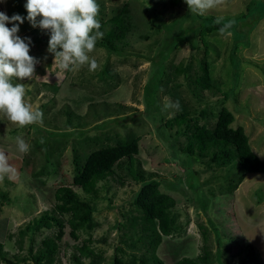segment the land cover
I'll return each instance as SVG.
<instances>
[{
    "label": "rangeland",
    "instance_id": "374dc122",
    "mask_svg": "<svg viewBox=\"0 0 264 264\" xmlns=\"http://www.w3.org/2000/svg\"><path fill=\"white\" fill-rule=\"evenodd\" d=\"M25 2L26 0H0V11L8 16L17 13L26 17L27 12L23 6ZM97 2L99 18L103 20L118 12L128 2L131 13L134 16L136 14L134 20L140 26L128 40L124 47L126 53L121 56L109 54L100 43L101 39L98 40L90 55L100 67L93 72L82 67L67 71L68 76H65V72H60L52 64L53 56L47 52V44L33 41L36 36L49 39V34L38 27L33 28L26 19L19 25L18 35L31 38L29 54L40 61L35 69L39 77L15 81L25 86V102L33 109H41V106L46 105L44 109L48 107L47 110L51 113H69L72 110L73 114L80 116L79 120L75 118L72 121L73 124L78 123L79 129H83L84 133L81 136L73 134L67 137H49L47 130H54L55 134L72 132L75 128L65 123L64 113L55 118L56 125L48 124L53 118L44 116L41 123L23 128L0 115V147L11 148L16 136L23 137L32 145L31 151L24 156L9 152L11 163L18 170V177L13 181L14 185H7L5 188L10 196L18 198L15 202L19 207L14 206V203H4L0 208V240L5 242L7 256H27L30 244L36 250L40 241L43 243L45 235L34 234L31 242L30 234L21 237L19 231L26 227L31 217H37L43 210L51 208L52 194L56 187L71 183L75 166L73 156L88 153L94 148L91 138L107 131L114 137L124 136L128 132L135 133L139 137L135 170L145 179L157 180L160 191L175 199L174 207L168 210L171 231L168 236L162 237L156 249V255L165 264H175L182 257H197L201 264H241V259L249 251L248 247L260 263L264 264V174L247 173L233 195L225 191L221 193L218 186H226L227 180L223 177L228 175L227 171L224 168L207 169L204 161L202 164L190 162L182 151L186 137L176 133L177 127L165 124L177 111L164 109L166 102H175L178 100L177 95H180L184 102L187 101L185 106L190 112L195 111L194 114L198 116V111H203L199 123L204 122L211 128L217 110L225 106L234 115L232 126L241 125L244 128L250 147L264 159V0H226L223 6L209 13L224 17L222 23L233 21L229 32L225 35L212 33L207 37L206 50H203L202 45L200 50H191L185 43L171 54L172 61L167 59V64L181 62L195 68L206 51L210 76L218 83L219 91H193L195 88L188 77L193 75L191 69L186 75L179 73L175 77V82L180 83L181 88L178 89L179 94L173 93L174 97L168 94L158 95L165 83L164 74L155 69L159 57L153 55V52L156 53L154 40L160 38V34L154 33L155 29L143 27L141 23L153 16L154 12L166 19L181 14L187 7L185 2L182 0L180 6L173 7L170 4H157L150 8L151 13L148 15L141 11L144 7L143 0ZM170 13L173 15L170 16ZM179 21L182 24L180 32L185 28L194 33L197 29L194 28L196 23L190 22L187 16ZM6 26L11 27V24ZM145 34L150 35V40L140 38ZM106 65L111 71L109 75L103 73ZM148 81L150 84L144 96V86ZM115 84L117 85L114 86ZM114 118L117 122L109 121ZM104 121L103 128L94 127ZM41 138H45V143H40ZM45 154L52 159L53 162L48 164L56 168V175H40L33 188L26 187V183H18L17 180L21 178L20 166L31 164L29 172L36 171V166H40L42 162L39 158ZM38 161L40 162L37 164ZM120 174L121 177L116 175L99 182L97 196L92 199L80 187L72 186L80 198L94 206L93 219L97 225L89 232L93 240L91 246L103 256L104 264L110 260L115 247L120 246L123 229L116 228V224L125 220L123 215L127 217V213L133 208L132 195L140 184L129 175L126 159ZM234 175L233 170L230 177L236 180ZM205 180L210 183L203 185V189H212L213 192L210 194L212 198L206 213L200 208L195 192L188 188L191 181L196 184ZM208 218L219 229L221 243L228 253L218 251L214 232L207 233L206 237L201 235L199 225L210 228ZM55 231L52 230L51 234ZM7 233L13 235L9 240L4 239ZM138 235V232H133V239ZM85 237L86 233H79L75 237L68 227L63 228V234L55 238V244L59 246L56 264H90L88 258H80L79 263L71 258L73 253L78 255L76 247L84 245L81 243ZM139 243L137 242L136 250H133L138 255L144 251ZM124 249L128 250L127 247ZM237 251L240 252L236 253Z\"/></svg>",
    "mask_w": 264,
    "mask_h": 264
},
{
    "label": "trees",
    "instance_id": "16d2710c",
    "mask_svg": "<svg viewBox=\"0 0 264 264\" xmlns=\"http://www.w3.org/2000/svg\"><path fill=\"white\" fill-rule=\"evenodd\" d=\"M143 2L144 7L141 11L144 15H148V13H151L150 8L155 7L157 4H170V7L180 6L182 0H143ZM172 15L173 13H170V16ZM135 16L131 13L128 2H125L118 12L113 13L110 17L105 20L99 18L102 24L101 31L104 33L100 43L107 49L109 54L121 56L126 53L124 51L125 45L128 44L130 37L137 31V27L140 26L134 20ZM184 16H187L190 22L196 23L194 28L197 29L194 33L185 28L180 32L179 29H181L182 24L179 20L180 18H184ZM216 18L217 16L214 14L205 16L191 14L188 12V8L185 7L183 13L169 17L168 19L154 12L153 16L141 23L143 27L150 30L155 29L152 31L160 34V38L154 40L156 53L153 52V55L159 57L155 69L164 74L165 81L158 91L159 96L168 94L170 97H174L178 93V89L181 88V84L175 82V77L179 73L186 75L191 69L193 75L188 77L190 78V84L195 88H193V91L196 89L219 91L218 83L214 82L210 76L206 51H204L203 58L198 61L195 68H192L190 64L183 65L181 62L178 64H167L169 60L172 61L171 54L178 51L177 49L185 43L191 50H200V45L203 46V50H206L207 37L212 33L219 32V28L221 27V25L216 24ZM178 33H181V35H178ZM36 37L33 39L34 43L44 42L45 45L47 44L48 39ZM140 38L150 40L151 37L149 34H145L141 35ZM110 72L109 66H104L103 73L109 75ZM65 73V76H68V73ZM149 84L148 81L144 86V96L148 91ZM155 86L157 87V85ZM177 97L180 103V110L172 118H168L165 124L177 127L176 133L183 134L186 137V143L182 146V151L188 156L190 162L202 164L204 161L207 169L218 170L224 168L227 171L228 175L223 177L224 180H227L226 186L224 187L222 184L218 186L221 193L225 191L233 195L235 189H237L239 183L247 173L264 174V159L260 158L250 147L244 128L241 125L232 126L234 115L227 107L221 106L217 110L216 119L211 128H208L206 123H199L200 118L203 117V111H198V116L195 115V111L192 113L185 106L187 101L184 102L182 97L180 98V95H177ZM44 106L46 105L41 106L40 109L43 112V117L53 118L47 122L48 124H55V118L64 113L66 118L65 123L75 127L72 132H56L55 134L54 130H47L46 134L49 137H67L73 134L76 136L83 135L84 130L79 129V124H73L72 122L75 118L79 120V115L73 114L72 110L69 113L63 111L62 113L61 111L51 113L49 109L47 110L48 107L44 109ZM115 120V118L109 119V121L117 122ZM104 124L105 121L94 127L100 129L104 127ZM47 135L46 140L48 138ZM91 139L94 148L84 155L80 156L76 154L73 156V164L75 166L71 183L56 187L52 194L53 204L51 208L43 210L37 217H31L26 227L19 231L21 237L30 234L29 238L31 242L34 234H43L45 235L43 243L40 241V245L36 250H33L32 244H30L27 256L19 258L16 254H13L9 258L7 251L4 249L5 242L0 240V264H56L59 246L55 244V238L63 234V228L65 227H68L72 236L75 237L79 233L87 234V237L82 238L81 244L84 245L76 247L78 255L73 253L71 256L76 263H79L80 258H88L90 259V264H104L103 256L100 252L96 251L95 247L91 246L93 240L89 232L97 225L93 219L94 206L89 201L80 198L72 186L80 187L81 191L89 195L91 199L96 197L99 182L116 175L121 177L120 172L124 159L128 162L129 175L139 181L140 184L132 195L131 205L133 208L129 210L127 217L123 215L125 220L122 222L118 221L116 224V228L123 229L120 246L115 247L113 255L105 264H165L156 255V249L162 241V237L168 236L171 231V218L168 210L173 208L176 202L171 195L160 191L157 180L152 178L145 179L140 172L135 170L134 163L136 161L135 155L139 152V137L133 132H128L124 136L117 135L114 137L105 131L104 134L101 132V134ZM39 159L42 162L40 160L37 164L40 162L41 165L36 166L37 170L31 171V173L29 172L31 164H25L26 167L20 166L19 176L21 175V178L17 180L18 183L23 182L27 184L26 187L33 188L40 175H49V177L56 175V168L48 164L53 162L48 154ZM233 170L236 174L234 175L236 176V180L230 177ZM27 171L29 175H26ZM209 183L210 181L206 180L197 182L196 184H193L192 181L188 183V188L195 192V198L205 213L212 198L210 194H213V192L211 191L212 189L204 190L203 185H209ZM7 185H14V182L5 180L0 184V208L4 203H14V206L18 208L19 204L15 202L18 198L14 195H9V191L5 188ZM208 222L210 228L199 225L201 235L206 237L207 233L214 232L218 251L222 254L228 253L229 251L225 250V247L221 243L219 229L211 219L208 218ZM52 230L56 231L51 234ZM135 231L139 235L136 236V239H133V232ZM12 237V233H7L4 239L7 238L9 240ZM137 242H140L139 244L143 246L144 250L140 255L133 251L138 247ZM124 247H127L128 250L126 251ZM248 250L246 256L241 259V264H262L256 255L253 254L250 247H248ZM239 252L237 251L236 253ZM198 259L197 257H182L175 264H201Z\"/></svg>",
    "mask_w": 264,
    "mask_h": 264
},
{
    "label": "clouds",
    "instance_id": "9594fccd",
    "mask_svg": "<svg viewBox=\"0 0 264 264\" xmlns=\"http://www.w3.org/2000/svg\"><path fill=\"white\" fill-rule=\"evenodd\" d=\"M184 2L189 13L205 16L223 6L226 0ZM23 6L26 17L17 13L8 16L0 11V115L21 128L41 123L43 112L25 102V86L15 82L39 77L35 69L40 63L38 58L29 54L31 38L18 35L19 25L26 19L33 28L38 27L49 34L47 52L52 54V64L60 72L82 67H86L89 72L96 71L100 65L90 54L104 35L97 0H26ZM223 20L224 17L218 16L215 21L221 25V35L227 34L233 26V21L221 24ZM7 24H11V27ZM164 109L179 111L180 103L178 100H169ZM40 143H44L43 138ZM31 147L21 136L15 137L11 148L0 147V184L18 177V170L11 163L9 152L24 156L31 151Z\"/></svg>",
    "mask_w": 264,
    "mask_h": 264
}]
</instances>
